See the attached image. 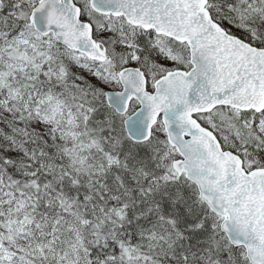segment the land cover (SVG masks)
Segmentation results:
<instances>
[{
	"label": "snow or ice",
	"instance_id": "obj_1",
	"mask_svg": "<svg viewBox=\"0 0 264 264\" xmlns=\"http://www.w3.org/2000/svg\"><path fill=\"white\" fill-rule=\"evenodd\" d=\"M0 264H264V0H0Z\"/></svg>",
	"mask_w": 264,
	"mask_h": 264
}]
</instances>
